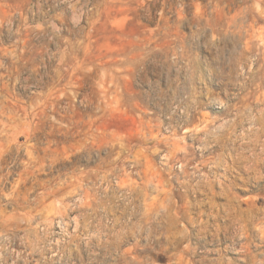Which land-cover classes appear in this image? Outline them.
Wrapping results in <instances>:
<instances>
[{
    "label": "rangeland",
    "instance_id": "rangeland-1",
    "mask_svg": "<svg viewBox=\"0 0 264 264\" xmlns=\"http://www.w3.org/2000/svg\"><path fill=\"white\" fill-rule=\"evenodd\" d=\"M0 264H264V0H0Z\"/></svg>",
    "mask_w": 264,
    "mask_h": 264
},
{
    "label": "bare ground",
    "instance_id": "bare-ground-1",
    "mask_svg": "<svg viewBox=\"0 0 264 264\" xmlns=\"http://www.w3.org/2000/svg\"><path fill=\"white\" fill-rule=\"evenodd\" d=\"M257 128V127H256ZM242 144V143H241ZM259 152V151H258ZM258 161V160H257ZM255 163V162H254ZM251 169H253V168H251ZM197 175V174H196ZM235 214V213H234ZM213 215V214H212ZM217 216V215H216ZM218 217V216H217ZM254 220H255V218H254ZM239 223V222H238ZM246 226V225H245ZM220 231H221V229H220ZM216 232V231H215ZM207 238V237H206ZM210 248V247H209Z\"/></svg>",
    "mask_w": 264,
    "mask_h": 264
}]
</instances>
